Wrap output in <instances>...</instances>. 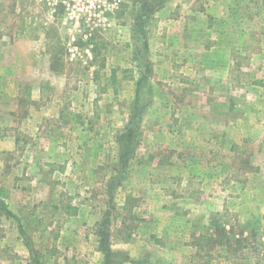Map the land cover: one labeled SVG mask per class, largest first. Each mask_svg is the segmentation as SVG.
<instances>
[{
	"label": "rangeland",
	"instance_id": "374dc122",
	"mask_svg": "<svg viewBox=\"0 0 264 264\" xmlns=\"http://www.w3.org/2000/svg\"><path fill=\"white\" fill-rule=\"evenodd\" d=\"M105 219L109 264H264V0H0V264H105Z\"/></svg>",
	"mask_w": 264,
	"mask_h": 264
},
{
	"label": "built area",
	"instance_id": "2783aa9c",
	"mask_svg": "<svg viewBox=\"0 0 264 264\" xmlns=\"http://www.w3.org/2000/svg\"><path fill=\"white\" fill-rule=\"evenodd\" d=\"M46 8L51 21L60 19L64 27L78 26L83 20H101L108 11H113L117 0H38ZM102 22V21H101Z\"/></svg>",
	"mask_w": 264,
	"mask_h": 264
},
{
	"label": "trees",
	"instance_id": "16d2710c",
	"mask_svg": "<svg viewBox=\"0 0 264 264\" xmlns=\"http://www.w3.org/2000/svg\"><path fill=\"white\" fill-rule=\"evenodd\" d=\"M150 12V11H149ZM148 18V14L142 15L138 20V27L141 32L145 31V24L146 19ZM147 42L145 41V46L147 47ZM142 79L140 80V82ZM140 98L138 97L135 101V104L132 109V115L129 119L128 124L125 127V130L119 135L117 138L118 144H119V164L120 167L124 168L126 163L128 162V159L130 155L134 151V142L137 140V132L134 127V119L138 116V114H141V107H140ZM3 195V193H2ZM108 224V220L105 219L101 222V226L99 229V250L103 252L105 255V264H109L111 262V256H112V250L110 248V242H109V232L106 231L104 228L105 225Z\"/></svg>",
	"mask_w": 264,
	"mask_h": 264
}]
</instances>
